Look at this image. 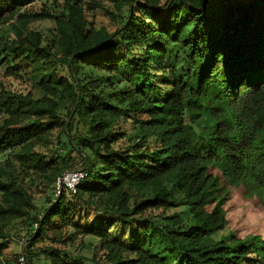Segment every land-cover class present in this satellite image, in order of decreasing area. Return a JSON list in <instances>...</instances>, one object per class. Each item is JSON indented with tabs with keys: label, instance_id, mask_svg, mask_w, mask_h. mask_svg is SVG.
I'll list each match as a JSON object with an SVG mask.
<instances>
[{
	"label": "trees",
	"instance_id": "trees-1",
	"mask_svg": "<svg viewBox=\"0 0 264 264\" xmlns=\"http://www.w3.org/2000/svg\"><path fill=\"white\" fill-rule=\"evenodd\" d=\"M36 1L0 0V65L31 86L0 79V154L48 181L85 177L32 214L0 167V264L12 221L27 264H264L261 235L214 237L228 188L264 203V0L96 3L113 30L92 27L84 0H63L59 16L28 9ZM45 18L57 28L46 45L28 28ZM53 130L65 155L37 149ZM84 209L107 220L84 229L100 257L66 250Z\"/></svg>",
	"mask_w": 264,
	"mask_h": 264
},
{
	"label": "rangeland",
	"instance_id": "rangeland-1",
	"mask_svg": "<svg viewBox=\"0 0 264 264\" xmlns=\"http://www.w3.org/2000/svg\"><path fill=\"white\" fill-rule=\"evenodd\" d=\"M96 3H102L104 7L115 12V7L111 0H84V9L88 22L95 28H107L113 30L115 25L112 23L110 16L96 7ZM32 11H45L51 15H62L63 0H41L33 2L28 6ZM30 30L38 31L43 35L44 45L51 43L55 33H57L56 20L54 18H45L37 20L29 24ZM4 66L0 65V79L5 86L15 92L28 93L31 89L30 81L26 77L15 78L8 77L4 74ZM90 74H104L103 72L89 71ZM107 75V73H105ZM35 96L39 97L38 92L34 91ZM3 117L0 116V120ZM64 140V136L59 134V130H53L46 134L44 139L39 142L37 149L43 154L50 156V154L57 157L58 155H65L66 151L60 144ZM9 162L10 171L15 180L28 190L32 196V200L36 209L31 210L32 214L42 211L49 205L51 200L59 195L56 181H48L47 178L34 169H29L20 163L14 157L13 152H6L0 154V167H4L5 163ZM1 203V195H0ZM211 209V207H208ZM224 209L228 219L227 227L214 234L216 239L234 233L238 237H245L252 234L261 235L264 239V203L258 202L252 198H247L242 195L241 191L236 187H230L226 191L224 200ZM184 211V212H183ZM181 216L184 220L187 218L185 208H182ZM107 220L101 214L94 213L93 210H81L76 214L69 216V225L67 226V233L72 236V241L66 246V250L76 256H85L92 258L96 253L97 257L101 256L100 251H96L94 246L90 245L91 239L86 236L84 229L89 225L106 224ZM20 221L9 222L6 226V231L9 234L7 246L4 250L2 260L6 264H19V257L23 251L25 241L18 238L15 234L16 229L20 227ZM121 226L118 228L116 235H120ZM1 241V240H0ZM42 246V244H38ZM43 264L42 260H40Z\"/></svg>",
	"mask_w": 264,
	"mask_h": 264
},
{
	"label": "built area",
	"instance_id": "built-area-1",
	"mask_svg": "<svg viewBox=\"0 0 264 264\" xmlns=\"http://www.w3.org/2000/svg\"><path fill=\"white\" fill-rule=\"evenodd\" d=\"M84 177H85V173L82 170L63 172L57 178L58 193H60L63 188L75 192L77 186L84 179ZM19 264H27V260L23 252L20 254Z\"/></svg>",
	"mask_w": 264,
	"mask_h": 264
}]
</instances>
